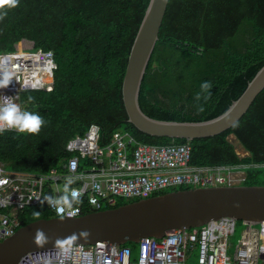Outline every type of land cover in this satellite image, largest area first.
<instances>
[{"label":"trees","instance_id":"trees-1","mask_svg":"<svg viewBox=\"0 0 264 264\" xmlns=\"http://www.w3.org/2000/svg\"><path fill=\"white\" fill-rule=\"evenodd\" d=\"M149 2L19 0L18 7L8 10L0 20V52L15 51L19 42L30 40L32 49L53 51L57 63L54 79L45 89L22 94L27 110L45 120L40 131L0 133V160L8 169L48 171L71 155L68 140L96 123L101 144L109 143L117 130L130 131L144 143L189 142L192 164L240 167L246 175L242 184H262L264 89L239 121L214 136L192 140L153 136L128 121L123 80ZM263 65L264 0H169L139 102L156 119L207 120L226 111ZM205 81L212 84L211 98L197 101ZM29 96L34 101L29 102ZM200 105L203 111H198ZM231 134L250 155L237 153ZM184 188L192 187L170 189ZM133 200L119 198L105 208ZM34 211L40 212L39 218ZM91 211L84 206L83 213ZM54 216L47 203L29 206L20 214L21 226ZM125 245L138 246L130 241Z\"/></svg>","mask_w":264,"mask_h":264},{"label":"built area","instance_id":"built-area-1","mask_svg":"<svg viewBox=\"0 0 264 264\" xmlns=\"http://www.w3.org/2000/svg\"><path fill=\"white\" fill-rule=\"evenodd\" d=\"M5 66L13 81L0 89V105L16 103L27 110L22 94L45 89L57 63L51 50L16 48L0 52V67ZM100 140L101 128L92 123L83 135L68 140L71 155L46 172L11 170L0 160V241L18 230L24 209L61 194L68 176L75 181L79 199L61 213L48 205L57 216L81 215L85 205L102 210L119 198H148L181 186L236 185L246 178L240 167L192 164L189 142L144 143L127 130H117L107 144ZM242 222L236 244L231 237L238 220L222 217L191 229L169 230L161 238L142 237L136 253L129 245L72 243L30 251L18 264H264V220ZM193 257L197 263L190 262Z\"/></svg>","mask_w":264,"mask_h":264},{"label":"water","instance_id":"water-1","mask_svg":"<svg viewBox=\"0 0 264 264\" xmlns=\"http://www.w3.org/2000/svg\"><path fill=\"white\" fill-rule=\"evenodd\" d=\"M168 3L169 0H150L133 42L122 88L128 121L153 136L187 140L214 136L239 121L264 89V65L228 109L213 118L177 121L150 117L141 108L139 95ZM222 217L263 221L264 185L176 189L74 217L40 218L0 241V264H18L30 251L58 247V238L63 244L101 241L123 245L129 241L138 243L146 236L161 238L169 230L191 229ZM37 229H42L46 237L40 243L35 239ZM82 231L87 235L81 236Z\"/></svg>","mask_w":264,"mask_h":264},{"label":"clouds","instance_id":"clouds-1","mask_svg":"<svg viewBox=\"0 0 264 264\" xmlns=\"http://www.w3.org/2000/svg\"><path fill=\"white\" fill-rule=\"evenodd\" d=\"M18 6L19 0H0V20H3L7 16L9 9H14ZM12 81V72L6 66L0 67V89L8 88ZM200 87L201 93H203L204 95L202 96L201 93H197L195 99L197 101L203 99L206 102L211 98L212 84L210 81H205L201 84ZM34 99L35 98L32 96L28 97L29 102L34 101ZM198 111H203L202 105L198 106ZM44 124L45 120L41 115H39V113L22 110L21 107L16 103H5L3 105H0V133L5 132L6 130H16L19 133L27 132L34 134L38 133ZM74 182L75 181L73 177H66L61 194L46 196L44 200L40 201L41 205L43 206L45 203H47L50 207L55 208L58 213H61L64 208H71L72 205L79 199V192L76 188L73 187ZM33 216L35 218H39L40 212L34 211ZM55 216L57 215L55 214ZM61 219H63L62 215ZM80 235L86 236L87 232L82 231ZM74 236L75 234L73 235V238ZM35 239L37 243H40L41 241L46 239L45 233L42 229H37ZM63 242L64 241L60 238H58L56 241L57 245H62Z\"/></svg>","mask_w":264,"mask_h":264},{"label":"rangeland","instance_id":"rangeland-1","mask_svg":"<svg viewBox=\"0 0 264 264\" xmlns=\"http://www.w3.org/2000/svg\"><path fill=\"white\" fill-rule=\"evenodd\" d=\"M32 42L30 40H23V42H19L18 45H17V48L18 49H26V48H30L32 47ZM230 138H232L230 136ZM242 152V150L239 151V154ZM244 155V153L242 154V156ZM260 182L262 183L261 185H264V178L262 177L260 179ZM194 187H198V186H194ZM169 190H172V189H168L166 191H169ZM244 229V224L241 220H238V225H237V228H236V232L235 234L231 237V241L233 242V244H236L241 236V233H242V230ZM190 262L192 263H197V258L196 257H193Z\"/></svg>","mask_w":264,"mask_h":264},{"label":"crops","instance_id":"crops-1","mask_svg":"<svg viewBox=\"0 0 264 264\" xmlns=\"http://www.w3.org/2000/svg\"><path fill=\"white\" fill-rule=\"evenodd\" d=\"M230 136H231L232 138H230ZM230 136H229V139L235 144V146H236V151L239 153V151L242 150V152L240 153L241 156H242L243 153H244L243 156H246V155H249V154H250L249 151H247V150L243 147V145L241 144V142L237 139V137H236L234 134H231ZM136 244H137V243H136ZM137 248H138V246L134 249V250H135V253H136V251H137Z\"/></svg>","mask_w":264,"mask_h":264}]
</instances>
